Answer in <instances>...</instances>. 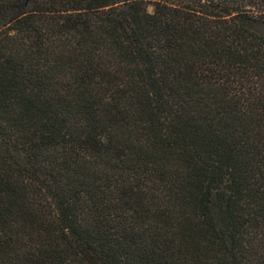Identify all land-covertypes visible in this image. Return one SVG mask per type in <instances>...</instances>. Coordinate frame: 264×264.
Returning <instances> with one entry per match:
<instances>
[{"label":"trees","instance_id":"trees-1","mask_svg":"<svg viewBox=\"0 0 264 264\" xmlns=\"http://www.w3.org/2000/svg\"><path fill=\"white\" fill-rule=\"evenodd\" d=\"M0 264H264V0H0Z\"/></svg>","mask_w":264,"mask_h":264}]
</instances>
